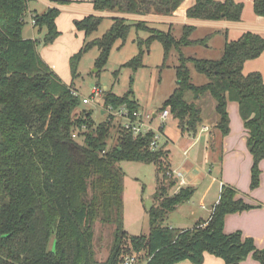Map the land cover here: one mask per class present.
<instances>
[{
	"label": "trees",
	"instance_id": "1",
	"mask_svg": "<svg viewBox=\"0 0 264 264\" xmlns=\"http://www.w3.org/2000/svg\"><path fill=\"white\" fill-rule=\"evenodd\" d=\"M30 1L0 0V264H119L120 255L130 251L146 252L147 258L140 264H202L206 252L222 258L224 264H239L249 255L264 264V248L259 249L252 237H245L240 230H223L227 214L254 207L237 197V189L221 186L207 225L201 220L186 229L166 225L169 214L192 199L195 187L170 192L177 180L168 178L165 184L159 175L168 150H152L151 133L134 139L119 127L117 144L109 146L111 121L96 123L91 110L76 111L80 99L72 92L83 53L97 47L100 55L96 65L102 68L117 40L125 42L132 28L146 30L149 37L138 43L142 47L144 42L160 41L163 65L172 49L179 52L177 87L165 100L163 110L168 108L178 119L182 132L197 133L202 117L196 101L209 93L216 101V127L227 135L228 102L238 103L253 156L250 187L255 189L264 159V79L260 72L245 74L243 68L246 61L264 52V37L246 32L227 42L219 59L187 57L182 47L206 40L192 39L195 27L191 25H185L182 36L176 38L171 30L156 29L145 21L114 17L101 37L88 41L103 18L87 15L75 20L76 28L85 33V42L70 58L73 80L66 84L40 55V39L23 36ZM183 1L93 0V4L100 11L172 15ZM254 11L264 16V0H254ZM242 13L243 4L235 0H195L187 9L189 18L234 22L241 20ZM59 14L56 7L44 13L32 12L33 26L39 32L46 31L44 44H52L60 35L56 24ZM142 53L141 48L128 64L140 67ZM190 63L207 76L206 83L192 82ZM104 104H126L138 110L130 94L106 93ZM76 131L80 139L73 136ZM125 160L157 167L153 204L147 209V235H129L124 228L126 173L119 163ZM99 224L113 226L110 251L102 261L97 258L99 236L95 228Z\"/></svg>",
	"mask_w": 264,
	"mask_h": 264
},
{
	"label": "rangeland",
	"instance_id": "2",
	"mask_svg": "<svg viewBox=\"0 0 264 264\" xmlns=\"http://www.w3.org/2000/svg\"><path fill=\"white\" fill-rule=\"evenodd\" d=\"M247 1L248 0H246L245 3H239H242L243 8H245ZM37 3L38 1L35 0V8L38 13H44L47 11L48 7ZM102 18L98 30L87 38L88 41L95 37H101L112 25L111 23L114 17L104 16ZM75 20L77 19H74L72 24L76 28ZM26 21L27 23L24 27L23 34L28 36V38L40 39V53H43V50L47 48L49 49L51 57L57 60L59 56H63L64 52L69 48L71 51L76 48L74 46L72 47L76 37L71 33L67 22L60 23V26L57 25V28L60 31V36H58V39L55 42L52 44H44L42 39L46 31L43 30L42 32H39L38 29L34 28L29 12L27 13ZM151 27L163 31L169 30L163 25L158 24L152 25ZM172 33L176 38H180L183 34V28L175 27ZM149 35L150 33L146 30L132 28L125 42L122 40L116 41L102 68H99L96 65L97 58L100 55V50L97 47H93L83 53L78 64L77 75L73 81L74 88L78 91L80 97V106L76 111L80 112L84 109L91 110L96 123L106 121L108 120L107 117L101 113L105 94L109 92L118 96L130 94V98L136 102L138 109L149 115L150 122H153L152 125L155 128H161L163 132L162 144L167 143L170 148V144L176 147L180 146L182 142L190 144L194 140L187 135L183 137V132L179 127L177 118L170 114L165 120H162L159 116V114L162 113L165 100L170 97L177 87L178 79L176 67L180 63L179 52L176 49H172L166 64L163 65L164 48L160 41L154 40L150 44L144 42L142 47H140L138 43L139 39L146 40ZM193 36L194 38H197L205 35H201V32H197L196 34H193ZM221 41V38L216 37L209 40V44H219ZM206 46L207 43L194 47H185L184 50L183 48L182 50L186 56L193 54V56L197 58L219 59L222 57L223 52L221 54H216L217 49L215 46H212L209 49L205 48ZM141 48L143 49L142 63L140 67L135 69L128 63L140 53ZM79 50L80 49H78L77 52ZM73 54L68 57L66 68H62L58 64L55 65L54 61H52V64H48L66 84H71L73 80L70 69V58ZM189 67L192 71L193 83L201 85L208 81L207 76L198 73L192 63L189 64ZM94 87L101 88L104 95L98 97L92 103H83L82 97L89 96ZM192 98V94H188V99L192 100ZM199 104L204 111L203 118L209 121L212 113L210 104L206 102H200ZM153 113H156L157 116L153 117ZM111 123L113 127L111 128L108 142L109 146H114L118 142L120 128L117 123ZM76 134L77 139L82 137L81 135H78V131H76ZM169 158L168 150V155L166 158L162 159V172L159 174L160 177L165 180V184L167 183L166 181L168 178H172L168 174L172 171ZM209 164H213L214 169L210 174V177H208V180H212V176L220 177L218 176V171L221 164L218 165L215 160L210 161ZM119 165L126 173L123 194L125 231H127L129 235H147L150 231L147 209L153 204V193L157 186V167L152 163L127 160L121 161ZM193 187L198 189L195 191L191 201L180 206L176 211H172L170 213L171 215L169 214L170 217L168 216V220L166 219V224H171L176 228L182 227L181 224H185L191 225L192 228L195 226V223H192V220L194 222L195 220H198L199 217L205 215L206 210L201 208V204L204 203L211 206V203H208L209 200H207L206 193L204 192L205 188L204 186L198 187L197 185H193ZM97 230L99 236L97 242V258L102 261L106 259L110 251V246L113 240V226L99 224V227L97 226V228H95V231ZM51 247H53L52 243ZM145 254L146 252L144 251L141 258L142 263H144L147 258Z\"/></svg>",
	"mask_w": 264,
	"mask_h": 264
},
{
	"label": "crops",
	"instance_id": "3",
	"mask_svg": "<svg viewBox=\"0 0 264 264\" xmlns=\"http://www.w3.org/2000/svg\"><path fill=\"white\" fill-rule=\"evenodd\" d=\"M37 1V4L45 5L48 8H58L61 14H59V16L56 18V24L60 26V23L62 24V22H67L71 33H73L76 37V40L72 45V47L74 46L76 48L73 51H71L69 48L64 52V55L59 56L57 60L51 57V55L49 54V49L47 48L43 50V53L39 52L42 58L48 64H52V61H54L55 65L58 64L62 68H66L68 57L71 54L77 52V50L80 49L85 42L84 31H80L75 28V26H73L72 24V21L74 19L80 20L87 15H96L101 17H121L127 19L130 22L145 21L149 26L157 24L163 25L165 28L171 31H173L175 27L183 28L185 25H191L195 27L194 31L191 34V38L194 40L206 38L205 42L201 44L207 43V46L205 48L208 49L212 46H215L217 49L216 54H221L224 51V47L227 42L238 40L246 32L257 33L264 37V16H259L255 13L254 0L247 1V4H245V8H243L241 20L237 22L227 20L189 18L187 16V9L195 3V0H184L172 15H159L154 13L137 14L115 10L100 11L94 8L93 0H69V3L66 4L59 3L55 0ZM245 1L246 0H236V2L244 3ZM28 11L31 17L32 12L37 11L35 8V0H31L29 2ZM197 32H201V35L205 36L194 38L193 34H196ZM23 36L28 38V36H25L24 34ZM216 37L222 39L221 43H212L210 45L209 40H212ZM197 45H189L182 48L184 50L185 47H194ZM183 50L181 49L182 52ZM189 56L194 57L193 54ZM243 72L245 74H248L250 72H260L264 79V52L258 58L246 61L244 64ZM200 102H206L210 104L212 113L209 121L203 118L204 111L199 104ZM196 104L201 108L202 117V120L198 125L197 133L194 134L188 131L183 132V137L187 135L194 141L190 144L182 142V144L177 147L170 144L171 148L167 145V143H164L162 145L163 147H165V149L169 150V161L171 164V169L173 171L175 170L176 172L181 173V179L185 181L184 183L177 182V185L171 189V193L177 192L180 187L191 185H197L198 187L204 186V192L206 193L207 200H209L208 203H211V206L202 203L201 208L205 209L206 213L203 217H199L198 220H195L194 222L192 220V223H195L196 225V223L201 220L204 222L203 225H207L212 214L213 207L219 200L221 186L223 184L231 185L238 190L237 197L242 198L246 203L254 205V207L244 211L227 214L224 218L223 230L225 233H231L240 230L245 237H252L259 249H263L264 159L261 160L259 165L261 170L259 186L255 189H251V167L253 164V156L247 146L248 134L244 126V121L239 112L238 103L234 101L228 102V111L231 120L230 131L225 136H223L220 130L216 127L219 116L215 110L216 101L214 100V98L209 93H207L199 98L196 101ZM101 113L104 114L105 117H107L103 111V108H101ZM155 115L157 114L153 113V117H155ZM214 160L218 165L221 164L218 171V176L220 177L212 176V180H208V177H210V174L214 169V165L209 164V162ZM195 189V191H197L198 188ZM190 201L191 200L179 205L175 209V211L180 206ZM166 225L175 227L171 224ZM181 226L182 227L179 228H191V225L181 224ZM224 263L225 262L222 258L206 252L202 264ZM239 264H260V262L254 259L252 255H249Z\"/></svg>",
	"mask_w": 264,
	"mask_h": 264
},
{
	"label": "built area",
	"instance_id": "4",
	"mask_svg": "<svg viewBox=\"0 0 264 264\" xmlns=\"http://www.w3.org/2000/svg\"><path fill=\"white\" fill-rule=\"evenodd\" d=\"M75 1V0H70ZM31 22L34 25L35 20L31 18ZM72 92L74 95L79 97L78 91L73 88ZM104 93L99 87H94L91 91V94L89 96L82 97L83 103H92L94 102L98 97L103 96ZM80 98V97H79ZM103 111L107 116V119L111 122H115L118 124V126L131 133L134 139L145 137L148 133L152 134V137L149 141V147L152 150L159 149L163 147L162 145V138H163V132L161 128H155L151 120L149 119V115L145 114L144 112L138 110H132L130 107H128L126 104L117 106L113 104H104ZM170 110L165 109L162 111L161 114H159L160 118L162 120H165L170 115ZM157 115H155L156 117ZM85 129V128H84ZM76 133L73 134L74 137H76ZM172 178L177 179L178 183H184L185 181L181 178V173L176 172L175 170L170 171L168 173ZM143 255V251H130L127 253H122L119 258V264H140L141 263V257Z\"/></svg>",
	"mask_w": 264,
	"mask_h": 264
}]
</instances>
